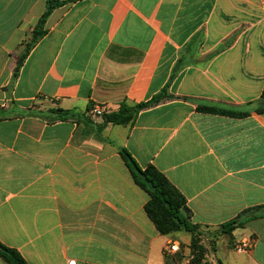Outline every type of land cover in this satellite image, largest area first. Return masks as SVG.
Masks as SVG:
<instances>
[{"label": "crops", "instance_id": "crops-1", "mask_svg": "<svg viewBox=\"0 0 264 264\" xmlns=\"http://www.w3.org/2000/svg\"><path fill=\"white\" fill-rule=\"evenodd\" d=\"M53 1L14 79L47 0H0V242L28 264H187L191 236L160 234L121 151L158 169L209 230L264 204V0ZM163 90L172 98L133 125L89 116ZM49 109L79 118L48 122ZM233 235L208 264H264V218Z\"/></svg>", "mask_w": 264, "mask_h": 264}, {"label": "trees", "instance_id": "trees-1", "mask_svg": "<svg viewBox=\"0 0 264 264\" xmlns=\"http://www.w3.org/2000/svg\"><path fill=\"white\" fill-rule=\"evenodd\" d=\"M61 4L62 3L57 1L47 0V10L32 32L31 42L26 46L24 53L18 59L14 79L17 78L30 49L45 35L44 26L48 17L52 11ZM171 98L167 90H163L159 95L147 102L130 105L127 101H123L119 111L103 116L104 123L100 128L110 124L124 127L133 125L141 111L157 106ZM259 104L260 106L257 108L256 112L258 114H264V90ZM200 110L226 116L240 117L246 115V113L242 112L208 107H202ZM39 115L48 122L76 120L79 118L75 113L62 109H49L46 112H41ZM121 156L129 168L135 183L148 194L149 201L145 206V211L160 234L169 236L177 233H187L191 236L189 249L194 264H208V257L210 253L216 251V245L220 237H228L230 246H233V233L237 229L244 228V226L252 220L264 218V204L250 207L243 210L233 220L222 224L213 233H209V227L191 223L189 220L191 212L187 208L186 199L158 169L154 166H148L144 169L141 168L131 154L125 149L121 151ZM184 213H186V215ZM206 240H208V243ZM0 257L8 264H28L17 250L1 242ZM219 264L222 263L219 262Z\"/></svg>", "mask_w": 264, "mask_h": 264}, {"label": "built area", "instance_id": "built-area-1", "mask_svg": "<svg viewBox=\"0 0 264 264\" xmlns=\"http://www.w3.org/2000/svg\"><path fill=\"white\" fill-rule=\"evenodd\" d=\"M105 114H107V111L103 107H100L98 105L93 106L89 111V116L91 118H101ZM251 246H252L251 242H245L237 245L236 251L238 253H245L251 249ZM179 251H180V245L178 243H171L170 245H168L166 249V253H170V254L177 253ZM191 262H192V256L190 257V261H188L187 264H191ZM67 264H78V263L74 259H68Z\"/></svg>", "mask_w": 264, "mask_h": 264}, {"label": "rangeland", "instance_id": "rangeland-1", "mask_svg": "<svg viewBox=\"0 0 264 264\" xmlns=\"http://www.w3.org/2000/svg\"><path fill=\"white\" fill-rule=\"evenodd\" d=\"M46 111H48V110H46ZM46 111H44V112H46ZM43 112V111H42ZM215 230H208V232L209 233H213ZM206 232H207V230H206ZM220 239V238H219ZM219 239H218V241H219ZM225 239H227V237H225ZM206 242L208 243V240H206ZM220 247L222 248V244H220Z\"/></svg>", "mask_w": 264, "mask_h": 264}]
</instances>
